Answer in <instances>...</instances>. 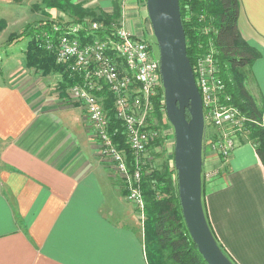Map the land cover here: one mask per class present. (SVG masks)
I'll use <instances>...</instances> for the list:
<instances>
[{
	"label": "crops",
	"instance_id": "obj_1",
	"mask_svg": "<svg viewBox=\"0 0 264 264\" xmlns=\"http://www.w3.org/2000/svg\"><path fill=\"white\" fill-rule=\"evenodd\" d=\"M129 1L125 8L138 13ZM238 1V31L259 51L245 86L264 106V0ZM37 2L0 0V6ZM140 13L151 31L147 13ZM16 71L0 69V264H160L139 209L99 157L82 105L53 103L50 79ZM208 142L201 169L207 221L235 264H264V166L239 135L226 159Z\"/></svg>",
	"mask_w": 264,
	"mask_h": 264
},
{
	"label": "built area",
	"instance_id": "obj_2",
	"mask_svg": "<svg viewBox=\"0 0 264 264\" xmlns=\"http://www.w3.org/2000/svg\"><path fill=\"white\" fill-rule=\"evenodd\" d=\"M104 24L93 19L51 23V34L42 30L38 42L54 52L57 63L64 64L78 80L68 86V94L84 109L87 122L96 138L99 157H110L116 169L126 178L125 196L142 214L143 195L140 177L147 143L153 131L145 128V116L151 109L150 96L162 86L158 54L150 42L127 30L122 21ZM204 26V31H208ZM103 32V33H99ZM217 49L211 38L199 54L192 70L202 103L204 131H216L209 147L226 159L250 118L232 101L224 80L219 75ZM106 84L113 96L116 116L122 121L127 144L132 151L133 169L129 174L123 151L113 142L107 129L99 92ZM75 102V101H74Z\"/></svg>",
	"mask_w": 264,
	"mask_h": 264
},
{
	"label": "trees",
	"instance_id": "obj_3",
	"mask_svg": "<svg viewBox=\"0 0 264 264\" xmlns=\"http://www.w3.org/2000/svg\"><path fill=\"white\" fill-rule=\"evenodd\" d=\"M44 2L49 7H61L64 10H74V13H89V15L92 14L91 16H94V10L85 9L80 3H75L72 0H45ZM178 3L185 34L186 53L191 65H193L195 58L206 50L208 38H211L217 49L216 61L219 66V73L225 82L226 90L230 94L232 101L250 118L245 122V127L238 135L242 141L251 142L264 166V106L257 104L245 86L246 72L251 62L259 56V51L247 43L238 31L239 1L178 0ZM119 13L120 7L117 4V0H113L111 12H105V15H119ZM92 19L104 24L108 30L111 28L109 17L103 20H100V18ZM43 23L41 26L30 28L27 31L28 34L26 33L30 38L27 40V48L24 49V63L28 66L41 67L47 71L52 69L61 71L64 74L65 84L70 85L76 82L78 78L71 74L64 64L57 63L54 58V52L41 45L38 42L39 39H36L37 34L41 33L42 30H46L51 34L54 33L51 28V22L44 20ZM205 25L208 26V31H204ZM1 27L2 25H0ZM99 33L103 32L99 31ZM103 96V101L101 100L103 108L105 107L111 114L113 112L112 116L114 118L112 93L109 91L105 94L103 93L101 98ZM150 103L151 109L145 116L146 125L144 127L158 130L159 126L154 125L152 117L159 121L163 120L161 116L164 112L162 86L157 87L155 93L150 96ZM186 115L189 116L188 112H186ZM166 120L168 122L167 118ZM118 129L115 136L110 132L112 140L117 146H123L127 150L126 158L128 159V165L131 167L133 166L131 164L133 159L132 151L124 143L125 138L121 125ZM242 133H245L246 138H242ZM162 137H164L162 134L156 133L153 139H151L152 137L150 138L151 140L149 139L148 146L162 143ZM162 167V170L153 169L149 174L144 173L142 168L140 177V188L146 213L144 221L149 219L151 222H148V224L152 227L153 240L156 243L155 248L158 250L155 251L153 249L157 252L159 258L163 259L159 250L165 248L175 264H207L198 252L196 244L186 228L177 195L174 165L170 166L165 160ZM118 185L119 190L125 195V188L121 183ZM201 187L203 193V184H201ZM159 263L166 264L164 260H160Z\"/></svg>",
	"mask_w": 264,
	"mask_h": 264
},
{
	"label": "water",
	"instance_id": "obj_4",
	"mask_svg": "<svg viewBox=\"0 0 264 264\" xmlns=\"http://www.w3.org/2000/svg\"><path fill=\"white\" fill-rule=\"evenodd\" d=\"M145 6L158 45L164 110L173 129L177 195L186 228L207 264H235L217 243L203 209L202 103L186 53L178 0H145Z\"/></svg>",
	"mask_w": 264,
	"mask_h": 264
},
{
	"label": "rangeland",
	"instance_id": "obj_5",
	"mask_svg": "<svg viewBox=\"0 0 264 264\" xmlns=\"http://www.w3.org/2000/svg\"><path fill=\"white\" fill-rule=\"evenodd\" d=\"M44 1L45 0H38L37 3H30L29 5L16 6L18 8L15 9L11 7L8 8L4 7V9L2 10V7L0 6V12H2V16L0 15V17H2L0 18V25H2L1 27L2 30H0V69L3 72H5L6 70L14 71L17 69L18 70L16 71L17 74H23V73H28L29 75L39 74L43 77L42 78L43 80L50 79V83L51 82L54 83L57 90V94L53 92V95H51L52 96L51 100L53 103H58V102L67 103V102L76 101L73 100L68 94L69 85L65 84L64 74H62V72L58 70L52 69L50 71L49 70L47 71L41 67L28 66L25 65L24 63V55H25L24 49L27 48L26 42L27 39L30 38L28 37V35H26V33L28 30H30V28H34L35 26L38 25L41 26V24H44L43 23L44 20H48L49 22L53 23V22H62V21L63 22L82 21L84 19H92V18H100V20H103L109 17L110 23H119L121 20V16L123 15L122 24L124 25V27L130 32H133V34L138 35L146 39L147 41L149 40L152 50L154 51L155 54H158V45L156 42V38L153 35L152 30L150 31L145 28L144 25L145 21L142 17V14L140 13L141 10L143 13L145 12L147 13L145 0H135L136 4L134 6L138 11V13L132 12V10L128 9L129 7L125 8L127 4L130 2L129 0H117V4L120 7V13L119 15H109V16L105 15V12L107 13L111 12L113 8V0H109L108 3L110 4L104 5L103 3H101L100 5L97 6L83 5L86 2V0H83L82 4L80 1L76 2V3H80L81 6L85 9L94 10L93 11L94 16H91L92 15L91 13H90L91 15H89V13H82V12L74 13V10L73 11L69 9L64 10L61 7L59 8L49 7L46 5ZM49 8H51V10ZM3 75L4 74L0 73V78L3 77ZM102 92L104 94L109 92V89L106 84H101V91L99 92L100 98L101 95H103ZM104 96L101 98L102 101ZM104 114L107 119V129L109 133L112 132L113 136H115L117 134V131L119 130L118 128H120L121 125L122 133L124 134V138H125L124 143H126V146H128L122 121L117 116H115L116 114H114V118H113L112 116L113 112L112 114L109 113L105 107H104ZM161 116L163 117V120L161 121H159L155 117H152V122L154 123V125H158L159 127L158 130L149 129L150 131H153L151 139H153L154 136H156V133H160L164 137H162L163 138L162 143L160 142L159 144L157 143L153 146H148L147 144L145 158H144L145 161L143 164V172L146 174H149L153 169L162 170L163 168L162 165L165 160L170 164V166L173 164V159H172L173 129L171 124H169L170 122L168 121L169 122L168 123L166 120L165 110L163 114H161ZM89 125L91 124L89 123ZM91 133L94 134L92 128H91ZM209 133H212L211 129H207V131L206 130L204 131L203 138L205 137L204 138L205 141L202 142V144L203 143L207 144L208 137L210 136ZM241 136L242 138H246L245 133H242ZM119 148L123 151V154L125 155L126 158L127 150L123 146L122 147L120 146ZM101 160H104V162L108 165L107 167L109 168L113 181L115 180L116 183L118 184L121 183L126 186V182H127L126 178L124 177V175L118 172L115 163L112 161V159H110V157H107V159L101 158ZM126 161H127V168L129 170V174L131 177L130 172L132 171L133 166L130 167L128 165L127 158ZM126 190L127 189H125V191ZM130 206L131 205L128 204V208H130ZM132 212H134L133 209ZM135 216H137V214ZM140 216L144 219L146 218L145 208H143V212L142 214L140 213ZM148 222H150L149 219L144 221V226H145L144 236L145 239H148L149 245L153 247L155 251H157L158 249L155 248L156 243L153 240L154 239L153 230L150 224H148ZM159 251L163 259L159 258L158 256V261L164 260L166 264H175V262L171 260L172 258L167 254L165 248H161Z\"/></svg>",
	"mask_w": 264,
	"mask_h": 264
}]
</instances>
